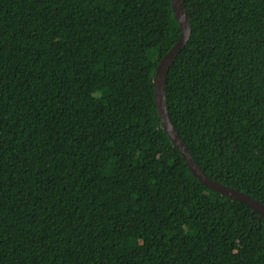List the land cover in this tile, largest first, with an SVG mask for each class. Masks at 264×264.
I'll return each instance as SVG.
<instances>
[{"label": "trees", "instance_id": "16d2710c", "mask_svg": "<svg viewBox=\"0 0 264 264\" xmlns=\"http://www.w3.org/2000/svg\"><path fill=\"white\" fill-rule=\"evenodd\" d=\"M184 5L169 116L207 176L264 205V0ZM179 34L170 0H0V264H264V219L161 128Z\"/></svg>", "mask_w": 264, "mask_h": 264}, {"label": "water", "instance_id": "95a60500", "mask_svg": "<svg viewBox=\"0 0 264 264\" xmlns=\"http://www.w3.org/2000/svg\"><path fill=\"white\" fill-rule=\"evenodd\" d=\"M173 17L178 24L180 34L175 44L163 55L155 67L153 76L154 104L160 120L161 128L181 155L188 170L198 183L209 191L227 197L233 201L249 207L252 213L264 219V205L247 194L225 186L212 180L198 166L175 129L166 105L165 85L169 69L173 66L175 58L188 43L191 36V24L188 18L184 0H170Z\"/></svg>", "mask_w": 264, "mask_h": 264}, {"label": "rangeland", "instance_id": "374dc122", "mask_svg": "<svg viewBox=\"0 0 264 264\" xmlns=\"http://www.w3.org/2000/svg\"><path fill=\"white\" fill-rule=\"evenodd\" d=\"M200 190H202L201 188H199ZM125 245H126V247L129 249V248H131V242H130V240H125Z\"/></svg>", "mask_w": 264, "mask_h": 264}]
</instances>
